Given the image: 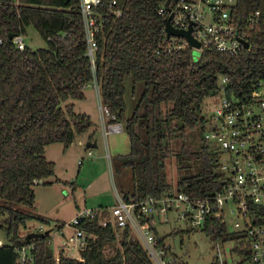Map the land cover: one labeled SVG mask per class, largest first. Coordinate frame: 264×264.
<instances>
[{
	"label": "trees",
	"instance_id": "obj_1",
	"mask_svg": "<svg viewBox=\"0 0 264 264\" xmlns=\"http://www.w3.org/2000/svg\"><path fill=\"white\" fill-rule=\"evenodd\" d=\"M111 1L101 0L92 8L96 31L90 56L80 0H0V199L7 202L0 204V218L5 216L0 228L9 240L0 246V264H56V256L57 264H151L129 229L117 242L114 230L99 225L97 215L80 225L88 235L80 259L65 258L62 251L54 256L49 234L29 240L18 236L31 216L16 206H32L34 186L48 184L43 180L55 174L54 162L44 157L45 147L58 143L66 150L92 127L89 115L66 103L83 100L88 85L95 83L108 122L120 123L129 139L128 154L115 156L131 168L132 191L123 199L159 196L173 188L196 199L218 185L216 167L204 142L196 151L186 147V129L202 130L204 102L221 89L241 97L264 78V0H235L237 20L259 13L248 49L230 55L207 48L197 59L189 48L156 53L165 40V17L158 11L177 0H115L110 7ZM117 10L119 16L113 14ZM29 26L46 41V48L19 49L9 39L23 37ZM127 77L133 89L143 83L129 117L124 100ZM174 138L183 141L177 153L183 175L175 186L167 182L165 170ZM141 224L162 244L165 238L159 237L151 219L142 218ZM204 233L235 246L245 238L215 220L207 221ZM114 242L118 247L106 256L105 247ZM23 246L32 247L31 260L20 263L17 249ZM236 252L235 247L231 253Z\"/></svg>",
	"mask_w": 264,
	"mask_h": 264
},
{
	"label": "built area",
	"instance_id": "obj_2",
	"mask_svg": "<svg viewBox=\"0 0 264 264\" xmlns=\"http://www.w3.org/2000/svg\"><path fill=\"white\" fill-rule=\"evenodd\" d=\"M100 1L80 0L86 32L87 26L92 30L91 35L87 34L90 56L95 48L93 33L96 31L92 8L97 7ZM115 5V0L109 4L110 7ZM234 6L235 0H177L168 8H160L158 13L165 19L172 15L170 24L173 28L185 31L191 26V36L199 43V48L190 47L183 38H167L163 31L165 40L156 53L169 54L189 48L191 51L196 50L197 59L207 48L230 55L248 49L250 33L258 22L259 13L239 21L233 15ZM113 14L119 16L120 11H114ZM13 42L19 49L25 47L22 36H15ZM243 42L248 43V48L243 46ZM225 82L226 78H222L221 83ZM220 92L222 95H219ZM98 102L103 136L106 138L111 133L121 131L120 123L104 121L107 110L101 105L99 97ZM203 113L202 142L212 150L216 167L218 185L214 190L196 199L176 188L159 196L147 195L139 200L130 197L125 200L116 195L115 203L108 209L79 210L67 223L73 229V234L70 244L66 243L65 258L80 259V252L85 248L88 237L80 225L97 215L100 216L99 225L114 230L117 242L123 240L125 231L129 229L131 238L135 236L142 242L143 245L140 244L151 264H185L165 240L158 244L153 231L141 224L142 218L151 219L152 226L156 220L165 222L169 212H173L191 230L197 229L204 233L207 221L215 220L245 236L235 246L224 244L204 233L219 248L229 245L228 252L224 248L218 252L216 264H264V78L257 79L249 94L241 97L221 89L208 98ZM87 155H91L90 150ZM103 213L105 216H102ZM58 227L64 228L62 224H58ZM69 246L77 252L76 257L71 254ZM235 247L237 252L231 253ZM31 248L23 246L17 249L20 263L31 260ZM220 253L223 255L221 258ZM55 262L58 263V257Z\"/></svg>",
	"mask_w": 264,
	"mask_h": 264
},
{
	"label": "rangeland",
	"instance_id": "obj_3",
	"mask_svg": "<svg viewBox=\"0 0 264 264\" xmlns=\"http://www.w3.org/2000/svg\"><path fill=\"white\" fill-rule=\"evenodd\" d=\"M91 31V27L87 26V34L91 35ZM23 42L33 50L47 46L46 41L32 26L27 27ZM192 54L194 58L197 57L196 50H193ZM91 85L84 89L83 100H68L66 103H73L75 111L87 115L98 113L97 86L93 84L95 93ZM124 86L125 115L129 117L141 95L143 83L136 85L133 89L131 77H127ZM219 95L222 93L220 92ZM185 136L186 147L190 151H196L202 143L201 128L186 129ZM112 139L107 136L108 152L103 138L98 139L96 147L77 146L75 143L66 150H63V146L58 143L45 147L44 157L54 162L58 169L53 176L43 180L48 184L34 186L35 199L32 206H16L18 210L31 216L24 226L19 227L18 236L24 237L29 233L39 232V229L42 233L49 231V245L56 256L61 251L60 243L65 242L62 246H68L72 241L73 229L67 226V223L79 210L97 209L100 205L111 207L116 195L131 193L133 186L131 168L122 166L121 162L112 155V148L110 149ZM182 142L179 138L170 141L172 153L165 161L167 182L173 186L183 175L177 162V153L181 150ZM89 150L90 156L87 155ZM107 154L110 157H107ZM0 204H7V202L0 199ZM4 218L5 216L1 217L0 222ZM58 224H62L64 228H59ZM153 226L157 233L165 238V243L172 247L180 261L185 264H216L218 252H222L223 248L225 252H228L229 249V245H224L223 248L215 246L213 239L200 230H191L187 223L179 220L173 212H169L167 221L156 220ZM133 240L142 244L135 236ZM198 242L202 243V247ZM8 243L5 231L0 228V246ZM117 247V242L107 245L104 249L105 255H112ZM70 252L74 257L77 256V252H74L71 247ZM222 256L220 253L219 257Z\"/></svg>",
	"mask_w": 264,
	"mask_h": 264
},
{
	"label": "crops",
	"instance_id": "obj_4",
	"mask_svg": "<svg viewBox=\"0 0 264 264\" xmlns=\"http://www.w3.org/2000/svg\"><path fill=\"white\" fill-rule=\"evenodd\" d=\"M88 86H90V85H88ZM91 86H92V88H94V91L96 93V90H95L94 85L92 84ZM89 117H90V119L92 121V127L86 133H84L82 135H77L76 138H75V140H74V142L72 144L75 143V145H77V146H83V145H86V144H89V143L90 144L95 143L96 146H97L98 139L99 138H103L104 145H105V149L108 152L107 137L105 138L103 136L102 129H101V125H100V113H99V109H98V113H96V114H91L90 113L89 114ZM104 121L107 122V123H109L107 117H105ZM96 134H98V139H96ZM108 136H110L111 138H113L111 140V142H110L111 143L110 149L112 148V151H113L112 155L113 156H119V155L120 156H123V155L128 154V152H129V139H128V136L126 135V133L124 132L122 125H121V131L115 132V133H111ZM125 141H126V143H125ZM107 157H110V156H108V154H107ZM56 169H58V167L55 165V171H56ZM101 206L102 205L98 206L97 209H104L105 210V209L110 208V206H106V207H101ZM58 231H62V230L61 229L60 230L58 229ZM53 232H54V229H53ZM60 242H61V240H60ZM64 243H60L61 244L60 250L63 252V255H65L66 254V251H67V249H66L67 246H62Z\"/></svg>",
	"mask_w": 264,
	"mask_h": 264
},
{
	"label": "water",
	"instance_id": "obj_5",
	"mask_svg": "<svg viewBox=\"0 0 264 264\" xmlns=\"http://www.w3.org/2000/svg\"><path fill=\"white\" fill-rule=\"evenodd\" d=\"M172 18V15L168 16L166 19H164V31H165V34H166V37H177V38H183L185 39L187 42H188V45L190 47H193V48H196L198 49L199 48V43L194 40L191 36V26L189 27L188 30H179V29H175L171 26L170 24V19ZM14 38V35H9V39H13ZM243 46L245 48H248V43L247 42H243ZM86 147H96V144L95 143H92V144H86ZM49 233V231L47 232H34V233H29L25 236V240H29V239H32V238H41L45 235H47ZM198 244L201 246V243L198 242Z\"/></svg>",
	"mask_w": 264,
	"mask_h": 264
}]
</instances>
